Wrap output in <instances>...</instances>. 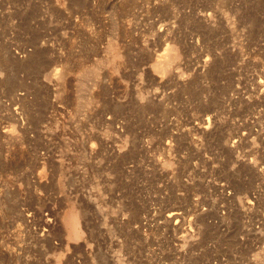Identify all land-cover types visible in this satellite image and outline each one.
I'll use <instances>...</instances> for the list:
<instances>
[{"label":"rangeland","instance_id":"1","mask_svg":"<svg viewBox=\"0 0 264 264\" xmlns=\"http://www.w3.org/2000/svg\"><path fill=\"white\" fill-rule=\"evenodd\" d=\"M0 264H264V0H0Z\"/></svg>","mask_w":264,"mask_h":264},{"label":"bare ground","instance_id":"2","mask_svg":"<svg viewBox=\"0 0 264 264\" xmlns=\"http://www.w3.org/2000/svg\"><path fill=\"white\" fill-rule=\"evenodd\" d=\"M171 52L172 51L170 50L169 53L168 52H166V53L170 54ZM112 53H113V58L115 60H117L121 57L120 52L117 50L112 51ZM166 53H164V56H161L162 58L155 65V69L160 73L165 72L167 70V68L169 67V65L171 64L172 59L175 58V52L174 51L170 55H168V57H167ZM84 71L85 70L82 69V72H84ZM176 214H175V212H173L172 214L169 215V217L176 216ZM63 222H64V226L66 228V231L68 233V237L71 240H78L82 237V230H81V226H80L81 225L80 214L76 210L75 207L72 206V207H70V210L66 211V215L63 216Z\"/></svg>","mask_w":264,"mask_h":264}]
</instances>
